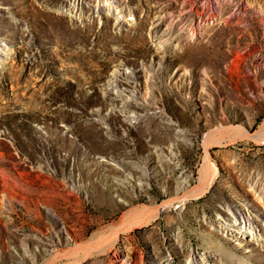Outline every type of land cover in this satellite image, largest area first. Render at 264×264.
<instances>
[{
	"label": "rangeland",
	"instance_id": "1",
	"mask_svg": "<svg viewBox=\"0 0 264 264\" xmlns=\"http://www.w3.org/2000/svg\"><path fill=\"white\" fill-rule=\"evenodd\" d=\"M0 48V264H264V0H0Z\"/></svg>",
	"mask_w": 264,
	"mask_h": 264
},
{
	"label": "bare ground",
	"instance_id": "2",
	"mask_svg": "<svg viewBox=\"0 0 264 264\" xmlns=\"http://www.w3.org/2000/svg\"><path fill=\"white\" fill-rule=\"evenodd\" d=\"M0 52H1V54L3 53V51H2V49L0 48ZM0 54V55H1ZM2 61V60H1ZM114 83V82H113ZM117 84V83H116ZM261 133V132H260ZM260 133H258V134H260ZM262 134V133H261ZM237 135V134H236ZM264 135V134H263ZM259 136V135H258ZM255 138V137H254ZM260 138V137H259ZM262 139V138H261ZM260 139V140H261ZM255 140V139H254ZM257 140V139H256ZM259 141V140H258ZM262 141V140H261ZM209 164H208V167H207V169H205V171H206V173H205V171L203 172L204 173V179L202 180V183L205 185V186H207L208 184H210V179H209V177H208V174H207V172H209ZM13 182V181H12ZM182 184H180V190L182 191L184 188H185V186H186V183H183V182H181ZM10 185V184H9ZM13 185H14V183H13ZM12 185V186H13ZM18 185V184H17ZM204 190V189H203ZM202 190V191H203ZM14 194H18L17 192H15L12 188H10L9 187V191L7 192V194H6V197L11 201H13L14 200V198H15V195ZM201 194V193H200ZM20 195V194H19ZM191 195V194H190ZM186 196H188V195H185V197ZM185 197H184V199H185ZM16 200V199H15ZM160 209H162V208H160ZM160 209H159V213H160ZM66 217H67V222H68V228H70L73 232H74V234H75V237H80L79 236V234H78V228L75 226V224H74V220H75V217H74V215L72 216L71 214H66ZM77 220V219H76ZM237 225L236 224H233L232 225V227H236ZM229 231H232L231 229L229 230ZM237 236H238V238H240V236H241V234L239 235V234H237ZM242 238H244V237H242Z\"/></svg>",
	"mask_w": 264,
	"mask_h": 264
}]
</instances>
